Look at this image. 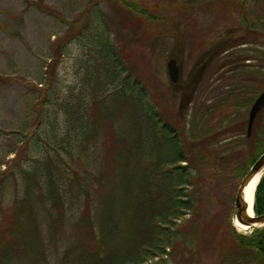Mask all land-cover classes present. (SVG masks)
<instances>
[{
	"label": "rangeland",
	"instance_id": "obj_1",
	"mask_svg": "<svg viewBox=\"0 0 264 264\" xmlns=\"http://www.w3.org/2000/svg\"><path fill=\"white\" fill-rule=\"evenodd\" d=\"M134 3L153 18L138 13L128 17L113 0H0V221L6 208L24 192L21 170L44 147L34 133L46 128L60 134L62 115L55 113L59 103L69 95L75 98L82 87L93 89L88 82L91 65L106 66L104 50L94 53L91 47L102 36L99 29L108 36L127 73L146 86L162 123L177 129L183 140L188 141L186 132L192 131L193 140L224 128L219 138H238L240 142L245 138L249 108L264 90V0ZM225 36L246 43L212 50ZM170 58L179 69L175 82L167 72ZM46 91L55 102L47 107L48 118L43 120L48 126L38 121ZM241 102L246 105L235 106ZM240 122L245 126L239 128ZM111 132L104 122L95 163L99 170L113 163L105 155ZM36 139L38 148L32 144ZM260 139L264 145V135ZM25 142L29 143L24 146ZM240 142L232 148L242 152L232 169L242 164L246 171L254 140ZM215 143L216 148L220 141ZM196 162L194 207L178 223L179 240L163 256L164 262L155 257L142 264H220L219 249L233 239L230 226L236 229L234 197L242 176L232 170L214 179L209 161L201 163L197 157ZM64 231L66 237L76 235L71 225ZM191 238L194 246L189 257ZM48 246L50 264H58L68 244Z\"/></svg>",
	"mask_w": 264,
	"mask_h": 264
},
{
	"label": "trees",
	"instance_id": "obj_2",
	"mask_svg": "<svg viewBox=\"0 0 264 264\" xmlns=\"http://www.w3.org/2000/svg\"><path fill=\"white\" fill-rule=\"evenodd\" d=\"M113 3L128 17L135 18L138 13L153 18L134 0ZM88 22L93 25L90 18ZM100 33L91 47L94 53L104 50L106 66L88 68L93 89L82 87L75 98L69 95L59 103L55 113L62 115L60 134L46 128L34 133L44 147L38 149L39 157L21 170L24 192L3 213L0 264H50L48 245L58 242L68 244L58 264H142L155 257L164 262L163 256L173 250L182 234L178 223L194 207L197 157L201 163L210 162L212 178L221 179L232 170L243 176L264 151L260 143L264 107L256 115L250 136L245 132L242 142L219 138L225 128L193 140L192 131L186 132L188 141L183 140L177 129L162 123L146 86L127 73L103 29ZM240 43L243 40L225 36L212 50ZM100 70L101 75L95 73ZM50 94L45 92L38 110V121L46 126L47 107L55 104ZM104 122L112 129L105 155L113 163L99 170L95 163ZM243 126L245 122L238 124ZM245 140H254L247 160L250 165L246 171L242 164L232 169L242 153L233 152L234 143L244 144ZM35 141L32 144L40 147ZM217 141L220 144L215 148ZM253 210L255 215L264 213V173L255 188ZM70 225L74 238L63 234ZM230 228L233 239L220 247V264H264V228L251 233ZM193 246L191 238L189 257Z\"/></svg>",
	"mask_w": 264,
	"mask_h": 264
},
{
	"label": "water",
	"instance_id": "obj_3",
	"mask_svg": "<svg viewBox=\"0 0 264 264\" xmlns=\"http://www.w3.org/2000/svg\"><path fill=\"white\" fill-rule=\"evenodd\" d=\"M167 72L171 82H175L178 78L179 69L177 67V63L174 58H170L168 60ZM263 107H264V90H262L258 94V96L255 98V100L253 101V103L249 108L247 126H246L247 136H250L256 115ZM263 173H264V151H262L258 155L256 160L250 165L247 172L242 176L234 197L233 219H235L240 224L245 225L247 227L246 230H249V233H251L255 228H262V226H264V213L260 215H255L253 210L254 207L253 204L252 206L253 214L249 215L247 211V205L244 200V191L247 185L250 183V181L257 174H260L261 177Z\"/></svg>",
	"mask_w": 264,
	"mask_h": 264
},
{
	"label": "bare ground",
	"instance_id": "obj_4",
	"mask_svg": "<svg viewBox=\"0 0 264 264\" xmlns=\"http://www.w3.org/2000/svg\"><path fill=\"white\" fill-rule=\"evenodd\" d=\"M259 178H260V174H257L250 181V183L247 185V187L245 188V191H244V200H245V203L247 205V211H248L249 215L253 214L252 206L254 204V192H255L256 185L259 181ZM233 224L236 227V229H238L240 231H244L247 229V227L245 225L240 224L235 219H233Z\"/></svg>",
	"mask_w": 264,
	"mask_h": 264
}]
</instances>
